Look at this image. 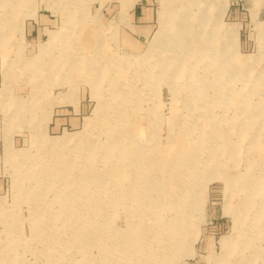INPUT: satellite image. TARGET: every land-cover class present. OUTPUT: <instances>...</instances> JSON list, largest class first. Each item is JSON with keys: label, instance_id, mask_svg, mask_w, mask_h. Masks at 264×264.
<instances>
[{"label": "rangeland", "instance_id": "rangeland-1", "mask_svg": "<svg viewBox=\"0 0 264 264\" xmlns=\"http://www.w3.org/2000/svg\"><path fill=\"white\" fill-rule=\"evenodd\" d=\"M173 3L0 0V264H264V0Z\"/></svg>", "mask_w": 264, "mask_h": 264}, {"label": "bare ground", "instance_id": "bare-ground-1", "mask_svg": "<svg viewBox=\"0 0 264 264\" xmlns=\"http://www.w3.org/2000/svg\"><path fill=\"white\" fill-rule=\"evenodd\" d=\"M172 2H174L173 4H174V6H175V4L176 5H178L177 3H180V4H182V3H186V0H172ZM165 3H166V1H165ZM3 5V4H2ZM172 5V4H171ZM225 6V5H224ZM184 8V7H183ZM165 9H166V7H165ZM167 10V9H166ZM173 10V9H172ZM171 10V11H172ZM163 11V10H162ZM179 11V10H178ZM165 15H167V11H165ZM7 15V14H6ZM9 15V14H8ZM170 15V14H169ZM11 16V15H10ZM8 18V17H7ZM74 18V17H73ZM9 19H7V21H8ZM4 21V20H3ZM6 21V20H5ZM4 21V22H5ZM173 22V21H172ZM164 23V22H163ZM165 23H167V22H165ZM181 25V24H180ZM191 25V24H190ZM189 25V26H190ZM166 26V25H165ZM78 27V26H77ZM161 27V26H160ZM171 27V26H170ZM173 27V26H172ZM84 28V27H83ZM182 28V27H181ZM180 28V29H181ZM190 28H191V26H190ZM76 29V28H75ZM90 29V28H89ZM80 31H82V33L84 32V29H78V32H76V33H80ZM173 31V30H172ZM63 32V31H62ZM72 32V31H71ZM189 32V31H188ZM73 33V32H72ZM81 33V34H82ZM160 33V32H159ZM61 34V33H60ZM71 34V33H70ZM189 34V33H188ZM62 41L64 40V42L67 40V38L66 37H71L70 35L69 36H67V34H65V33H63L62 35ZM73 36V35H72ZM178 36V35H177ZM185 36V35H184ZM56 37V36H55ZM60 37V36H59ZM78 37H79V35H78ZM157 37H159V35L157 36ZM168 37V36H167ZM194 37V36H193ZM175 38V37H174ZM178 38H181V37H178ZM177 38V39H178ZM186 38V37H185ZM76 39V38H75ZM81 39H83V38H80V40ZM182 39V38H181ZM78 40V39H77ZM61 41V40H60ZM68 41V40H67ZM167 41V40H166ZM175 41H177V40H175ZM189 42V41H188ZM197 42V41H196ZM67 43V42H66ZM65 43V44H66ZM206 43V42H205ZM70 44V43H69ZM129 44V43H128ZM79 45H80V43H79ZM187 45V44H186ZM81 46V45H80ZM82 47H84V48H86V49H90V48H93L94 47V44H93V42L90 40V39H88L85 43H82ZM96 47V46H95ZM196 47V46H195ZM64 48V47H63ZM151 48V47H150ZM44 49V48H43ZM94 49H97V48H94ZM192 51V50H191ZM68 52H70V51H66V54H65V56H67V53ZM44 53V52H43ZM59 53V52H58ZM37 55V54H36ZM39 55V54H38ZM44 55V54H43ZM153 55V54H152ZM54 56V55H53ZM64 56V55H63ZM109 57V56H108ZM143 57H145V56H143ZM154 57V56H153ZM30 59V58H29ZM103 60V59H102ZM30 61V60H29ZM62 61V60H61ZM107 61L108 60H106L105 62L107 63ZM31 62V61H30ZM114 62V61H113ZM222 62V61H221ZM26 63V62H25ZM79 63H82V61L79 59ZM86 63H88V66H90V61L88 60V62H86ZM212 63V62H211ZM210 63V64H211ZM39 64V63H38ZM61 64H63V63H61ZM70 64H72L73 66H76L75 64H77L78 65V63H76L75 61H71L70 62ZM28 65V64H27ZM34 65V64H33ZM44 65H46V64H44ZM55 65V64H54ZM71 65V66H72ZM30 66V65H29ZM69 64H68V67H70V68H72ZM171 66V65H170ZM32 67V66H31ZM38 67V66H37ZM158 67V66H157ZM54 68V67H53ZM69 68V69H70ZM159 68V67H158ZM206 68V67H205ZM55 69V68H54ZM149 71V70H148ZM183 71V70H182ZM36 72H38V71H36ZM52 72V71H51ZM103 72V71H102ZM49 73V72H48ZM99 73V72H98ZM150 73V72H149ZM63 74V73H62ZM57 75V74H56ZM147 75V74H146ZM59 76V75H58ZM51 77H53V76H51ZM54 78H55V76H54ZM57 78V77H56ZM37 84H38V82H37ZM234 93V92H233ZM236 95V94H235ZM234 96V95H233ZM234 98V97H233ZM235 99V98H234ZM235 103H236V101H235ZM102 106V105H101ZM97 110V109H96ZM105 110V109H104ZM102 111H103V109H102ZM101 116V115H100ZM103 117V116H102ZM101 117V118H102ZM97 122V121H96ZM108 124V123H107ZM116 124V123H115ZM114 125V124H113ZM194 126V125H193ZM104 127H106V126H104ZM89 132V131H88ZM79 134V133H78ZM77 134V135H78ZM63 138H53V139H51L50 141H48V147H54L56 144H58L59 143V141L60 142H63V140L62 139H68L69 137H70V135H65V136H62ZM72 137V136H71ZM83 139V138H82ZM182 143V142H181ZM113 144V143H112ZM115 144V143H114ZM192 144V143H191ZM180 145V144H179ZM8 146V145H7ZM114 146V145H113ZM191 146V145H190ZM229 146V145H228ZM109 147V146H108ZM107 147V148H108ZM113 148V147H112ZM187 148V147H186ZM8 149V148H7ZM120 149V148H119ZM122 149V148H121ZM179 149V148H178ZM193 150V149H192ZM90 151V150H89ZM108 151V150H107ZM121 151V150H120ZM9 152V151H8ZM7 152V156L8 155H10V153H8ZM117 152V151H116ZM122 152V151H121ZM193 153V152H192ZM191 153V154H192ZM120 154H122V153H120ZM186 154V153H185ZM194 154V153H193ZM199 154H200V152H199ZM87 155V154H86ZM114 155V154H113ZM127 155V154H126ZM133 156V155H132ZM132 156H129V157H127L126 158V161H127V164H129V165H132L133 163H135V159H133V157ZM174 156V155H173ZM176 156V155H175ZM187 156V155H186ZM200 156V155H199ZM189 158V157H188ZM191 158V157H190ZM24 159V158H23ZM142 159V158H141ZM151 159V158H150ZM13 160V159H12ZM18 161V160H17ZM27 161V160H26ZM25 161V162H26ZM196 161V160H195ZM13 162V161H12ZM148 162V161H147ZM152 162V161H151ZM146 163V162H145ZM198 163V162H197ZM16 164V163H15ZM26 164V163H25ZM201 164V163H200ZM14 165V164H13ZM24 165V164H23ZM121 165V164H120ZM172 165V164H171ZM25 166V165H24ZM140 166V165H139ZM173 166V165H172ZM180 166V165H179ZM190 166V165H189ZM198 166V165H197ZM181 167V166H180ZM126 168V167H125ZM127 169V168H126ZM125 169V170H126ZM33 170V169H32ZM40 170V169H39ZM70 170V169H69ZM124 170V169H123ZM124 170V171H125ZM20 171V170H19ZM30 171V170H29ZM37 171V170H36ZM67 172V171H66ZM69 172V171H68ZM34 173V172H33ZM32 173V174H33ZM42 173V172H41ZM65 173V172H64ZM70 173V172H69ZM169 173H171V172H169ZM30 174V173H29ZM125 174H126V172H125ZM37 175V174H36ZM43 175V174H42ZM65 175V174H64ZM71 175V174H70ZM96 175V174H95ZM133 176V175H132ZM30 177V176H29ZM65 177H66V175H65ZM88 177V176H87ZM96 177V176H95ZM150 177V176H149ZM93 178V177H92ZM133 178V177H132ZM173 178V177H172ZM75 179V178H74ZM73 179V180H74ZM133 180H134V178H133ZM166 180V179H165ZM53 181H54V179H53ZM67 181V180H66ZM168 181V180H167ZM175 181V180H174ZM73 182V181H72ZM175 182H177V181H175ZM174 182V183H175ZM49 183V182H48ZM67 183H68V181H67ZM78 183V182H77ZM77 183H76V185H77ZM102 183H104V182H102ZM119 183V182H118ZM150 183L151 182H149L148 184H146V186H150ZM105 184V183H104ZM134 184V183H133ZM152 184V183H151ZM170 184V183H169ZM68 185V184H67ZM70 185V184H69ZM137 185V184H136ZM144 185V184H143ZM167 185V184H166ZM41 186V185H40ZM122 186V185H121ZM132 186V185H131ZM36 187V186H35ZM38 187V186H37ZM36 187V188H37ZM134 187V186H133ZM63 188V187H62ZM110 188V187H109ZM119 188V187H118ZM137 188V187H136ZM166 188V187H165ZM72 189V188H71ZM115 189H117V188H115ZM142 189V188H141ZM156 189V191H157V200L158 201H162L164 198H166L167 196H170V195H172L173 194V190H172V187H169V188H166V189H163L161 192H159L158 190H157V188H155ZM160 189V188H159ZM38 190H40V189H38ZM72 190H74V189H72ZM71 190V191H72ZM77 190V189H76ZM113 190V189H112ZM133 190V189H132ZM152 190V189H151ZM70 191V190H69ZM80 191V190H79ZM60 192V191H59ZM63 192V191H62ZM115 192V191H114ZM125 192V191H124ZM155 192V191H154ZM107 193V192H106ZM61 194V193H60ZM73 194V193H72ZM79 194V193H78ZM35 195V194H34ZM85 196V195H84ZM88 196V195H87ZM90 196V195H89ZM138 196V195H137ZM16 197V196H15ZM38 197V196H37ZM150 197V196H149ZM71 198H73V197H71ZM110 198V197H109ZM34 199V198H33ZM135 199V198H134ZM88 200V199H87ZM152 200V199H151ZM156 200V201H157ZM32 201V200H31ZM56 201V200H55ZM65 202V201H64ZM111 202V201H110ZM164 202V201H163ZM106 203V202H105ZM69 204V203H68ZM155 205H156V203H155ZM73 206V205H72ZM139 206V205H138ZM165 206V205H164ZM95 207V206H94ZM100 207V206H99ZM107 207V206H106ZM158 207V206H157ZM96 208H97V206H96ZM158 210V209H157ZM162 210V209H161ZM63 211H65V210H63ZM137 212H139V211H137ZM3 213V212H2ZM68 213V212H67ZM65 214V213H64ZM70 214H72V213H70ZM54 215V214H53ZM68 215H69V213H68ZM90 216V215H89ZM59 217V216H58ZM66 217H68V216H66ZM93 217V216H92ZM91 217V218H92ZM158 217H159V215H158ZM157 221H158V218H157ZM94 222V221H93ZM90 223H92V222H90ZM158 223V222H157ZM159 224V223H158ZM157 224V225H158ZM100 225V224H99ZM90 226V225H89ZM36 227V226H35ZM157 227H159V226H157ZM161 227V226H160ZM88 229V228H87ZM134 229V228H133ZM101 230V229H100ZM147 230V229H146ZM76 231H77V229H76ZM75 231V232H76ZM79 231V230H78ZM144 231V230H143ZM156 231V230H155ZM160 231V230H159ZM158 231V232H159ZM82 232V231H81ZM86 232V231H85ZM166 232V231H165ZM174 232V231H173ZM83 233V232H82ZM149 233V232H148ZM155 233V232H154ZM158 234V233H157ZM153 235V234H152ZM180 235V234H179ZM86 236V235H85ZM146 237V236H145ZM148 237V236H147ZM77 238V237H76ZM150 238V237H149ZM157 239V238H156ZM83 240V239H82ZM90 241V240H89ZM120 242V241H119ZM137 243V242H136ZM143 243V242H142ZM170 243H172V242H170ZM158 244V243H157ZM83 246V245H82ZM151 246V245H150ZM147 249V248H146Z\"/></svg>", "mask_w": 264, "mask_h": 264}, {"label": "crops", "instance_id": "crops-1", "mask_svg": "<svg viewBox=\"0 0 264 264\" xmlns=\"http://www.w3.org/2000/svg\"><path fill=\"white\" fill-rule=\"evenodd\" d=\"M134 16L138 17L139 19L143 20V23H145L144 25L141 26L140 31H146V27H149V11H147L145 13V10L141 7L138 9H136V11H134ZM148 25V26H147ZM145 33H148V31H146Z\"/></svg>", "mask_w": 264, "mask_h": 264}]
</instances>
